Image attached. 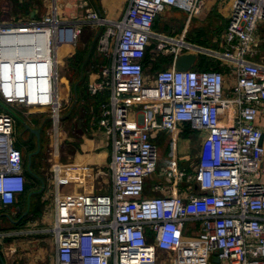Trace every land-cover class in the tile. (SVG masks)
I'll list each match as a JSON object with an SVG mask.
<instances>
[{
	"label": "built area",
	"instance_id": "1",
	"mask_svg": "<svg viewBox=\"0 0 264 264\" xmlns=\"http://www.w3.org/2000/svg\"><path fill=\"white\" fill-rule=\"evenodd\" d=\"M50 2L52 13L39 21L28 14L0 22V105L9 111L0 112L1 205H14L27 190L12 112L50 113L58 124L56 47L75 43L82 26L92 24L101 31L99 52L111 61L89 90L108 94L97 127L112 138V188L55 197L56 264H264V66L252 61L264 0L233 1L225 51L215 54L228 76L216 68L176 70L180 56L200 48L185 34L154 31L156 18L171 8L186 12L189 24L198 0H130L116 21L98 11L65 21L58 0ZM154 45V60L162 55L172 62L156 73L154 98L137 126L123 97L143 94ZM183 126L202 132L193 172L165 169L147 197V182L159 169L151 134ZM53 171L58 180L59 166Z\"/></svg>",
	"mask_w": 264,
	"mask_h": 264
},
{
	"label": "crops",
	"instance_id": "2",
	"mask_svg": "<svg viewBox=\"0 0 264 264\" xmlns=\"http://www.w3.org/2000/svg\"><path fill=\"white\" fill-rule=\"evenodd\" d=\"M233 1L234 0H198L200 4V11L193 15L190 23L194 22L195 26L196 24H207L206 28L198 27L196 28V30L206 31L207 29H214L217 31V34L213 36V38H209L208 33L204 35L203 33H200L198 37L193 38L189 31L190 23H186L183 26L181 32L176 33L175 28H171L174 26H170L168 18L162 19L164 17L162 16L163 13H165L166 11L177 10L174 8L167 9L156 18L154 31L159 34L173 37L185 34V38L188 42L193 44L195 47L200 48V50L191 52L196 53L199 56L197 63L193 67V69H197L196 66H200V57L206 58L208 57L207 55H210L209 53L219 55L225 51V47L222 45V36L228 26L229 18L233 8ZM42 3L45 7H49L52 13L53 4L50 2V0L46 2V4L44 3V1H42ZM59 4L61 7H63L64 0H58V8L60 7ZM129 4L130 0H67V6L71 9V16L69 18L63 17L61 15L59 16L65 21H73L75 19L83 18L89 11H98L109 20L116 21L124 16L129 7ZM39 10L40 9L38 7H30L28 10L29 15H31V13L35 11L36 15L32 18H36V16L40 14ZM168 28L171 30V33H167V31H165ZM214 45L216 50L208 49L212 46L214 47ZM71 56L72 52L68 51L67 48L60 47L56 51L57 84L58 89L61 93V99H64L67 94V92L65 90L62 91L61 88L66 73V71L64 70V65L65 61H67V59ZM164 60L162 61L161 65L165 64L167 65L165 67L168 68L172 60L171 58H166ZM252 61L264 66V23L260 24L259 26L255 53L252 57ZM157 63L158 60H154L151 52H149L145 60L147 82L143 94L141 96L135 97L128 95L123 97L124 103L130 108V121L133 125H142V117L146 109V105L150 99L154 98L155 84L150 81L149 76L147 75V70L156 71L158 69ZM209 68H216L218 71L225 73L226 76H228L231 71L228 67L224 66V64H221L220 66L211 64ZM160 70L162 69H158V71ZM83 92L86 99L89 97L93 99L94 112L91 115V117H93L91 118L92 120L90 119L89 124L86 125L87 127L83 129L80 128L81 132L78 133L80 135V138H62V141H59V143L57 144V149L53 152V154H50L49 151V175L45 177L44 184H42L41 182L37 183L35 180V184L39 187H32V189L28 190L30 180H28L27 178L26 193L19 196L14 205L4 207L0 202V234L2 235V237H0V245L1 257L5 264H56V247L54 257L47 261V258L44 255L43 247L41 245V240H38L37 245L36 243L33 244L26 236L22 235L24 233H29L28 230L27 232L17 230L19 226L23 225H18L16 221L19 219V217L22 215V212L26 208L25 197L28 191L29 193L37 192L40 190L42 185H44V189L41 193H34L30 197V211L33 214V211L37 208L34 215L38 214L37 216L39 217L44 216L45 214V217H43V219H46V221H50L52 223L54 222L55 216L54 199L56 196H64L68 194L82 196L88 193L106 194L111 192L112 173L110 169V163L113 153L112 138L105 130L99 129L97 127V123L100 118V106L103 102H105V100H101L100 103H97L96 98L97 95L107 96V92L94 95L90 92L89 87ZM36 113L42 114V112L39 111H36ZM33 125L34 126L32 128H40L42 134V128L36 120L33 122ZM184 127L185 126L181 127L180 129H183ZM74 128L75 129H72V131L78 130L79 127ZM60 131L61 130H58L59 136H67L62 132L60 135ZM28 132L30 133V131ZM157 132H154L153 134H151V136L153 135L154 137ZM33 138L35 137L33 136ZM157 139L158 138L154 137L155 141H157ZM29 144L31 145V143ZM40 156L41 154L36 157L37 163ZM54 159H56V161L58 162H55ZM54 164H58L60 169L58 180L54 178V174L52 171V167L54 166ZM38 174L40 175V173ZM37 197L42 198L44 202L49 201L52 203L53 200V204H50V208L47 204L44 208L45 210L40 214V207H37V204L34 202L37 200ZM148 234L151 235L150 232H148ZM21 235L25 238L19 239V237H22ZM159 256L163 258L173 257V255L168 252H160Z\"/></svg>",
	"mask_w": 264,
	"mask_h": 264
},
{
	"label": "rangeland",
	"instance_id": "3",
	"mask_svg": "<svg viewBox=\"0 0 264 264\" xmlns=\"http://www.w3.org/2000/svg\"><path fill=\"white\" fill-rule=\"evenodd\" d=\"M42 1H44V3L46 4V2H48L49 0H22V2L21 0H0V22L11 21L14 19L20 20L24 15L26 16L29 14L28 10L30 7H38L40 9V14H38V16H36V18L32 20L39 21L41 18H44L51 13V9L49 7H45ZM58 12L59 15L66 18H69L71 16V9L67 6V0H64V6H60L58 8ZM162 16H164L162 19L168 18L170 26H174L171 28H175L176 33H180L183 26L188 23V14L186 12L178 10L166 11ZM194 26V22L190 23L189 31L193 38L198 37L200 33H203V35L208 33L209 38H213V36L217 34V31L214 29H207L206 31L209 32H206L204 30H196V28L198 27L206 28L207 24H196V26ZM82 27L83 28H81V32L78 34L75 43L58 46L67 48L68 51L72 52V56L69 57L67 61H65L64 65V70L66 71V73L65 77L63 76L64 81L62 82L61 88L62 91L65 90L68 95L66 94L64 99H60L61 109L60 120L58 124H54V120L51 117L50 113L48 114L44 112L42 114H38L35 112L26 116L25 114H23L24 110L22 109H16L14 110L15 112L11 111L14 118L15 137L17 139V142H19V144H17V147L21 150V145H23L24 139L29 138L31 134L28 132V130H26V125L30 124L31 121L36 120L42 128L40 140L42 152L41 156L39 157L38 163L36 160V156H32L31 173H27V178L28 180H30L28 190L32 189V187H39L35 183L41 181L35 177V174L42 179L43 183L45 182V177L49 175L50 168L48 156H50V154H53V152L57 149V144L59 143V141H62V138L66 139L67 137L80 138V135L78 133L81 132V129L87 127L86 125H88L90 119L93 118L91 117V115L94 112L93 99L90 97L86 99L84 97L83 91L86 90L91 83L102 81L101 65L106 66L111 64V61L107 60L99 52L97 47V34H100L101 31L99 29H96L92 24H85ZM165 31H167V33H171V30L169 28ZM208 49L216 50L215 45L214 47L212 46ZM154 50L155 45L151 50V54H153ZM209 54L210 55H207V58L200 57V63L203 64L206 61H210L212 64H215L217 66H220L221 64H224L225 66L226 62L223 59H218L220 58L218 55H215L213 53ZM157 58L158 65H161L162 61L166 59L162 55H159ZM163 66L167 65L163 64ZM196 67L197 69H200L199 65H197ZM203 68L205 67L203 66ZM156 71H158V69ZM156 71L147 70V75L149 76L150 81H152L153 83L155 82L154 76L157 73ZM0 112L5 113L9 111L6 107L0 105ZM74 127L79 128L76 131H72V129H75ZM58 130H61L60 135L62 132L67 136H59ZM177 132L158 131L157 134L154 135L155 138H158L157 141L154 140L153 135L151 136V140L159 148V169L157 175L151 176V178L147 182V190L145 193L147 197L153 195V193L151 192V188L155 183L160 182L163 179L161 175L165 169L176 166L182 169H186L189 172H193V168L195 166L200 148L202 132L193 129L190 126H185L183 129H180ZM30 143V146L33 147L32 149L36 148L37 142L35 138L32 137ZM29 154L25 157L26 154H24L23 152L26 161ZM54 160L55 162H58L56 161V159ZM55 165L58 166V164H54V166ZM38 173H40V175ZM35 180L36 182H34ZM31 182L34 184H32ZM28 193L29 191L27 192L25 197L26 201ZM34 202L37 204V207H40V214L45 210L44 208L47 204L49 208L50 204H53V200L52 203L49 201L44 202L40 197H37V200ZM35 210L33 211V214L31 212L32 217L26 220L23 225L19 226L17 230L26 232L28 230L29 233H24L22 235L26 236L33 244L36 243L37 245L38 240H41L44 255L46 256L48 261L55 255V242L52 232L53 223L50 221H46V219H43V217H45V214L44 216L39 217L37 216L38 214L34 215ZM24 236L19 237V239L25 238Z\"/></svg>",
	"mask_w": 264,
	"mask_h": 264
},
{
	"label": "water",
	"instance_id": "4",
	"mask_svg": "<svg viewBox=\"0 0 264 264\" xmlns=\"http://www.w3.org/2000/svg\"><path fill=\"white\" fill-rule=\"evenodd\" d=\"M36 15V12H32L31 13V17H34ZM198 54L196 53H189V54H184L182 56H180L176 63H175V68L176 70L180 71V72H183V71H188L190 69H192L195 64L197 63V60H198ZM26 130L30 131L31 134H34L36 136V139L38 140V150L34 153H30L29 156H28V165H27V172L28 173H31V162H32V156H35L36 154L39 153L40 151V137H41V129H34L32 127H30L29 125H26ZM35 177L40 180L43 183L42 179L35 174ZM44 189V185H42V187L40 188L39 191L37 192H32L29 194V199H28V203H30V197L34 194V193H41ZM29 210V209H28ZM9 217V216H8ZM0 258L2 260V257H1V245H0ZM216 262H219L218 259L215 260ZM2 263L5 264L2 260Z\"/></svg>",
	"mask_w": 264,
	"mask_h": 264
},
{
	"label": "flooded vegetation",
	"instance_id": "5",
	"mask_svg": "<svg viewBox=\"0 0 264 264\" xmlns=\"http://www.w3.org/2000/svg\"><path fill=\"white\" fill-rule=\"evenodd\" d=\"M33 136L36 138V136H35L34 134H31V135L29 136V138L24 139V141H23V145H21V148H22L24 154H26L25 157H26L29 153H34V152H36V151L38 150V140H37V139H36V142H37V146H36V148L32 149L33 147L30 146V144H29V143H30V140H32V137H33ZM40 140H41V137H40ZM41 152H42V147H41V144H40V151H39V153L36 154L35 156L38 157V156L41 154ZM27 161H28V159H27ZM27 161H26V170H27V164H28ZM27 173H28V172H27ZM29 194H30V193H28V196H27L26 208H25V210L22 212V215L19 217V219L16 221L18 225H20V224H24V222H25L26 220H28L29 218L32 217V215H31V211H30L31 199H30V203H28V199H29L28 197H29ZM18 209H19V208H18ZM28 209H29V210H28Z\"/></svg>",
	"mask_w": 264,
	"mask_h": 264
},
{
	"label": "trees",
	"instance_id": "6",
	"mask_svg": "<svg viewBox=\"0 0 264 264\" xmlns=\"http://www.w3.org/2000/svg\"><path fill=\"white\" fill-rule=\"evenodd\" d=\"M206 58H207V57H206ZM164 61H165V60H164ZM211 64H212V63H211L210 61H206V62L203 63V64L200 63V69H201V70H207ZM101 66H102V65H101ZM203 66H204L205 68H203ZM157 67H158V69H162V70H163V69H166V67L163 66V65H158ZM107 98H108V94H107V96H106V95H105V96H104V95H97V98H96L97 101H96V102H97V103H100L101 100H105V101H106Z\"/></svg>",
	"mask_w": 264,
	"mask_h": 264
},
{
	"label": "bare ground",
	"instance_id": "7",
	"mask_svg": "<svg viewBox=\"0 0 264 264\" xmlns=\"http://www.w3.org/2000/svg\"><path fill=\"white\" fill-rule=\"evenodd\" d=\"M58 48H60V47H56V49H58ZM56 63H57V60H56ZM59 98L61 99V93H60V96H59Z\"/></svg>",
	"mask_w": 264,
	"mask_h": 264
}]
</instances>
